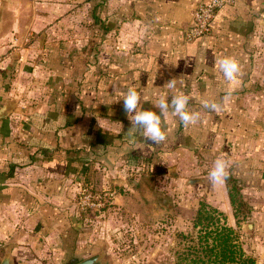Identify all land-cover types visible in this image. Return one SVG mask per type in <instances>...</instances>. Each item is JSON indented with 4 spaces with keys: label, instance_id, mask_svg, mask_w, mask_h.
Segmentation results:
<instances>
[{
    "label": "crops",
    "instance_id": "crops-1",
    "mask_svg": "<svg viewBox=\"0 0 264 264\" xmlns=\"http://www.w3.org/2000/svg\"><path fill=\"white\" fill-rule=\"evenodd\" d=\"M57 1L0 0V110L15 104L0 120V260L9 246L16 264L49 261L51 251L57 264L74 260L84 238H93L88 232L99 230L87 225L75 202L78 186L93 172L105 171L119 204L102 230L108 235L127 216L142 222L133 197L155 177L142 166L165 165L179 170L176 194L187 186L175 227L189 230L205 202L238 232L254 264H264V0L225 5L210 34L194 42H186L184 32L205 0H106L107 45L90 48V71L96 62L105 64L107 77L95 72L89 83L83 39L76 28L67 29ZM225 56L242 66L235 85L219 70ZM173 78L200 120L181 127L170 108L162 117L167 139L156 145L132 128L135 113L125 112L123 97L136 86L137 110L159 113L160 97L168 94L170 102L176 91L166 87ZM203 100L223 102L222 111L209 112ZM218 157L228 159L230 174L241 182L246 210L237 218L226 185L213 186L208 178ZM183 165L191 177H184ZM194 180L204 183L190 184Z\"/></svg>",
    "mask_w": 264,
    "mask_h": 264
},
{
    "label": "rangeland",
    "instance_id": "rangeland-1",
    "mask_svg": "<svg viewBox=\"0 0 264 264\" xmlns=\"http://www.w3.org/2000/svg\"><path fill=\"white\" fill-rule=\"evenodd\" d=\"M97 3L100 7L96 9L95 4ZM55 7L56 12L65 18L67 29L71 31L76 28L77 36L79 35L83 39L82 53L88 54L87 57L81 56L84 66L83 76L87 79L86 82H90L91 74L95 72L98 77H107L108 70L105 64L96 62L90 71L92 54L94 55V51L107 45L106 31L103 28L107 12L106 0H58ZM95 16L96 18H94ZM97 18L101 21L100 24L96 23ZM91 47L94 48L93 53ZM102 53L106 57V48ZM186 166H180L182 174L185 178L188 175L191 177L192 174L189 170L183 171ZM142 167L147 170L149 175L155 176L151 179L148 178L146 183L144 181V187L139 190L138 196L133 197L136 208L141 206L143 221L138 222L132 216L120 218L124 222L115 223L116 229L109 232L108 235V230H102L103 225H108L111 222L109 219L111 212L109 211L113 207H118L119 204L113 203L111 184L105 177V171L101 170L100 173L103 174L100 175L93 172L80 183L75 196L76 210L86 220L89 227L93 228L96 225L99 230L93 232L94 228L92 232L89 231V236L92 235L93 238L89 240L84 238L79 245V249H82L81 253L74 261L67 260L63 264H72L77 260L83 261L100 253L104 255V259L110 261V264H174L175 253L183 248L180 238L176 235L180 232L175 227L178 218L176 212L178 208L186 205L184 200L186 197L182 194V190L187 186H181V193L176 194L178 187L174 181L175 178H173L174 172L179 171L178 169L174 170L176 166H170V169L165 165ZM194 175L197 176V174ZM156 177L157 179H155ZM159 206L162 207V212L158 210L155 212L154 209ZM142 225L148 227L141 229ZM100 234L106 238L103 236L100 238ZM157 234L158 236H156ZM139 236L140 238H138ZM53 256L54 252L51 251V257L53 258ZM52 258L37 264H57Z\"/></svg>",
    "mask_w": 264,
    "mask_h": 264
},
{
    "label": "trees",
    "instance_id": "trees-1",
    "mask_svg": "<svg viewBox=\"0 0 264 264\" xmlns=\"http://www.w3.org/2000/svg\"><path fill=\"white\" fill-rule=\"evenodd\" d=\"M98 7L99 4H95V8ZM104 21L103 28L106 31V19ZM96 23L100 24L101 21L97 19ZM253 91L257 89L254 88ZM259 93H264V88ZM179 125L182 127L181 121ZM226 189L234 216L237 218L246 210L240 180L230 174ZM176 235L180 238L183 248L175 253L174 264H254V260L246 255L239 245L238 232L226 226L224 216L205 202L199 203L189 230L180 231ZM81 261L77 260L72 264Z\"/></svg>",
    "mask_w": 264,
    "mask_h": 264
},
{
    "label": "clouds",
    "instance_id": "clouds-1",
    "mask_svg": "<svg viewBox=\"0 0 264 264\" xmlns=\"http://www.w3.org/2000/svg\"><path fill=\"white\" fill-rule=\"evenodd\" d=\"M219 70L224 78L235 85L239 83V76L242 73V66L234 56H225L217 61ZM170 90H176L168 100V94L160 97L155 104L159 113L153 110H137L141 101V92L136 86L129 87L123 97V108L126 113L131 114L130 121L132 128L142 133L143 137L148 138L156 145L162 144L166 139V132L162 129V117L168 115L169 109L179 117L181 123L187 127L195 125L200 120V112L193 111L189 107L190 97L182 91L177 90L176 79L173 78L166 83ZM227 97L224 98L226 100ZM202 107L209 112H220L223 109V102L202 101ZM208 178L213 186L226 185L230 178V163L224 157L214 160L213 166L208 173Z\"/></svg>",
    "mask_w": 264,
    "mask_h": 264
},
{
    "label": "built area",
    "instance_id": "built-area-1",
    "mask_svg": "<svg viewBox=\"0 0 264 264\" xmlns=\"http://www.w3.org/2000/svg\"><path fill=\"white\" fill-rule=\"evenodd\" d=\"M234 0H205L196 7L191 23L184 32L186 42H194L210 34L213 20L219 10Z\"/></svg>",
    "mask_w": 264,
    "mask_h": 264
},
{
    "label": "water",
    "instance_id": "water-1",
    "mask_svg": "<svg viewBox=\"0 0 264 264\" xmlns=\"http://www.w3.org/2000/svg\"><path fill=\"white\" fill-rule=\"evenodd\" d=\"M1 20H2V8L0 9V23H1ZM14 106H15L14 102H12V101L8 102L5 105V107L0 110V120L5 119L9 115V113L14 109ZM198 183L203 184L204 181L203 180H194V181L190 182V184H192V185H195ZM246 229H247V227H246ZM12 249H13L12 246H9L6 249L5 254L3 255L2 259L0 260V264H16L15 260L11 256ZM76 264H110V261L104 259V255L102 253H100L98 255L89 257V258H87V259H85L79 263H76Z\"/></svg>",
    "mask_w": 264,
    "mask_h": 264
}]
</instances>
